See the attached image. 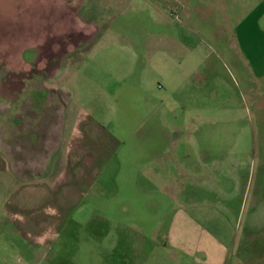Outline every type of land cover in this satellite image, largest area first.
<instances>
[{"label":"rangeland","instance_id":"1","mask_svg":"<svg viewBox=\"0 0 264 264\" xmlns=\"http://www.w3.org/2000/svg\"><path fill=\"white\" fill-rule=\"evenodd\" d=\"M223 1L0 0V264H196L167 230L197 193L264 264V0Z\"/></svg>","mask_w":264,"mask_h":264},{"label":"crops","instance_id":"2","mask_svg":"<svg viewBox=\"0 0 264 264\" xmlns=\"http://www.w3.org/2000/svg\"><path fill=\"white\" fill-rule=\"evenodd\" d=\"M245 1H247L245 5H248V7L247 6L242 7L241 0H235V1L231 0L229 2L223 1V5H222L223 11L227 12L230 9V12L233 14H240L242 12L252 13L256 11L259 8V6H261L260 5L261 3L251 4V0H245ZM245 8L247 9L245 10ZM260 75L264 76V72L261 73ZM193 157L196 156H193L191 153L185 154L184 155L185 164L183 165L181 164V161L179 162L177 160L178 159L177 156H175L172 158V162L170 166L175 168L174 171H178L179 174L190 175L191 178L193 177L196 180L200 178V175L203 176L202 178H200L202 182L201 184H199L202 186L206 185L205 181L207 178L209 180L210 176L213 180H216L218 178L217 175H214L215 169H213V171L211 172H202L201 167L194 166L192 159L195 160L196 162L197 159H194ZM197 157L202 159L203 155L198 154ZM241 157L245 158V156H240V155L237 158H241ZM190 163L192 164V166L189 165ZM205 167L210 169L213 168V166H210L209 164H206ZM221 168H223L221 171L222 174L221 176L225 179L229 178L226 176L228 175L226 174V171L227 172L230 171L232 167L225 168L223 166L220 167V169ZM233 168H237V166H233ZM196 182H198V180ZM214 186H218V185H213V187ZM208 187L210 188L209 183L207 188ZM201 188L202 187H200V189ZM211 189L219 190L216 188H211ZM179 190H183L181 191L183 192L182 195L190 196L189 192L184 191L185 190L184 188L180 187ZM194 195L197 196L196 199L198 200L200 198L206 200L203 197L202 193H197ZM230 197L231 195L227 196L228 199ZM187 199L188 200L184 204L183 208L176 209V212L174 213L175 217L172 219L171 224L168 227L169 229L167 230V238H169L170 240L171 246L173 248V252L176 254V257L179 259L182 258L192 259V260L194 259V261H196V264H228V260H227L228 252L230 249H233L234 243L238 238V233L236 232L235 226H233L229 222L228 219L229 215L226 213L227 210H224V208H222V207L228 208L229 207L228 203L225 201L224 202L225 205H222L223 204L222 203L220 204L221 206H219L217 203H214L213 201L210 202L206 200L205 202H200L203 201L200 200L198 202L195 198L191 201L189 197H187ZM245 235L247 236L246 233ZM196 253L202 254L203 257L200 258V256H196Z\"/></svg>","mask_w":264,"mask_h":264}]
</instances>
